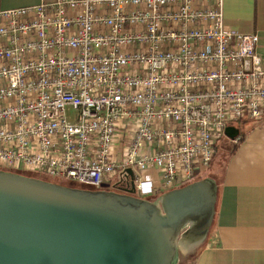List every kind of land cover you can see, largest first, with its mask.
I'll use <instances>...</instances> for the list:
<instances>
[{"label": "built area", "instance_id": "2783aa9c", "mask_svg": "<svg viewBox=\"0 0 264 264\" xmlns=\"http://www.w3.org/2000/svg\"><path fill=\"white\" fill-rule=\"evenodd\" d=\"M223 1L1 10L0 169L90 188L117 175L113 185L134 180L142 197L157 190L145 169L165 189L195 179L228 126L264 116L259 36L227 28Z\"/></svg>", "mask_w": 264, "mask_h": 264}, {"label": "water", "instance_id": "95a60500", "mask_svg": "<svg viewBox=\"0 0 264 264\" xmlns=\"http://www.w3.org/2000/svg\"><path fill=\"white\" fill-rule=\"evenodd\" d=\"M238 133L226 128L230 138ZM109 185L78 187L0 169V264H178L207 239L214 177L154 198L137 195L134 180L124 191Z\"/></svg>", "mask_w": 264, "mask_h": 264}, {"label": "crops", "instance_id": "0c3cea01", "mask_svg": "<svg viewBox=\"0 0 264 264\" xmlns=\"http://www.w3.org/2000/svg\"><path fill=\"white\" fill-rule=\"evenodd\" d=\"M40 1L0 0V11ZM223 12L227 28L259 36L264 63V0H224ZM236 127L239 140L224 142V167L213 172L218 196L209 235L193 260L180 255L178 264H264V116Z\"/></svg>", "mask_w": 264, "mask_h": 264}, {"label": "rangeland", "instance_id": "374dc122", "mask_svg": "<svg viewBox=\"0 0 264 264\" xmlns=\"http://www.w3.org/2000/svg\"><path fill=\"white\" fill-rule=\"evenodd\" d=\"M68 115H69L70 119L74 118V114L72 112V109L68 110ZM238 124L237 123H233L234 126H237ZM227 139H229V137L226 136V135L222 137L221 141L219 142L220 146L219 145L217 146V151H216L215 156L213 157L212 161L208 165H201L199 167V169L196 172V177H195L196 179H198L200 176L201 177H204V176L215 177L213 175L214 174L213 173L214 170H216V172H218V171L220 172L221 171V169L223 168V165L225 163V160H226V156H227L226 152L229 151L228 149L227 150L224 149V142ZM26 174L34 175V176H37V177L49 179V180H52V181H56V182H60V183L68 184V185H72V186L87 187L86 185L80 184V183H78L76 181H73V180H70V179H67V178L55 179V178H51V177H48L47 175H43V174H35V173H26ZM139 178L140 179H148V178L152 179L154 181V184L157 187V191H158L157 193L150 194V195H144L143 197L154 198L160 192L167 190L161 184L162 183V178H161L159 170L154 168V167L149 168V169H145V170L139 172ZM109 179H110V182L113 185L117 181V175H111L109 177Z\"/></svg>", "mask_w": 264, "mask_h": 264}, {"label": "flooded vegetation", "instance_id": "af4514ba", "mask_svg": "<svg viewBox=\"0 0 264 264\" xmlns=\"http://www.w3.org/2000/svg\"><path fill=\"white\" fill-rule=\"evenodd\" d=\"M109 188L110 189H114V190H117V191H124L125 188H127L126 186H123V185H112L110 184L109 185ZM158 192V191H157ZM156 192V193H157Z\"/></svg>", "mask_w": 264, "mask_h": 264}, {"label": "trees", "instance_id": "16d2710c", "mask_svg": "<svg viewBox=\"0 0 264 264\" xmlns=\"http://www.w3.org/2000/svg\"><path fill=\"white\" fill-rule=\"evenodd\" d=\"M224 164H225V163H224ZM223 167H224V165H223ZM200 177H201V176H200ZM200 177H199V178H200ZM195 179H196V178H195ZM195 179H193V180H195ZM83 185H84V184H83ZM86 186H87V185H86ZM87 187H89V186H87ZM194 256H195V254L190 255V256H189V259H190V260H193V257H194Z\"/></svg>", "mask_w": 264, "mask_h": 264}]
</instances>
